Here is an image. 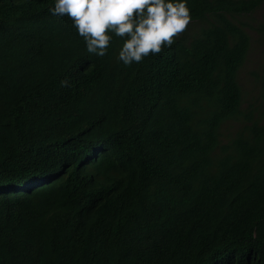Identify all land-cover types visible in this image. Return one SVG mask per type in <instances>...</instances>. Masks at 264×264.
<instances>
[{
  "label": "trees",
  "instance_id": "obj_1",
  "mask_svg": "<svg viewBox=\"0 0 264 264\" xmlns=\"http://www.w3.org/2000/svg\"><path fill=\"white\" fill-rule=\"evenodd\" d=\"M188 5L125 66L0 0V264H264V0Z\"/></svg>",
  "mask_w": 264,
  "mask_h": 264
},
{
  "label": "clouds",
  "instance_id": "obj_2",
  "mask_svg": "<svg viewBox=\"0 0 264 264\" xmlns=\"http://www.w3.org/2000/svg\"><path fill=\"white\" fill-rule=\"evenodd\" d=\"M48 10L71 19L90 54L104 56L113 35L120 37L117 60L125 66L170 47L191 19L188 0H54ZM60 83L67 86L68 81Z\"/></svg>",
  "mask_w": 264,
  "mask_h": 264
},
{
  "label": "rangeland",
  "instance_id": "obj_3",
  "mask_svg": "<svg viewBox=\"0 0 264 264\" xmlns=\"http://www.w3.org/2000/svg\"><path fill=\"white\" fill-rule=\"evenodd\" d=\"M254 58H250V60L247 63V68L245 69L246 71H249L251 68H253V63H254Z\"/></svg>",
  "mask_w": 264,
  "mask_h": 264
}]
</instances>
